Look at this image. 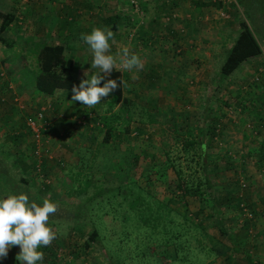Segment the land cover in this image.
I'll list each match as a JSON object with an SVG mask.
<instances>
[{"label": "rangeland", "instance_id": "374dc122", "mask_svg": "<svg viewBox=\"0 0 264 264\" xmlns=\"http://www.w3.org/2000/svg\"><path fill=\"white\" fill-rule=\"evenodd\" d=\"M228 1L225 0V2ZM254 1L258 9L260 8L264 12V0ZM19 2L20 0L15 1L16 7H18L19 11L24 10V2ZM79 2L81 7L79 4L73 7L65 6L64 11L67 9L66 13L73 14L80 8L81 17L86 18V16H89L87 11L97 7V5L91 6L87 4L86 0H80ZM170 2V0H165V4L170 5ZM222 2L223 0L214 2L215 4L217 3L218 8L210 4L206 5L203 9L206 10L205 16L207 18L212 15H214V19L219 18L223 30L226 29L228 32L227 12L231 11L232 13L231 3L223 7ZM231 2L233 1L231 0ZM247 2L250 3V0ZM126 3H129L128 0ZM0 5V7L5 6ZM193 5L196 7L201 6L197 4ZM155 6L149 4L146 10L148 11V16L150 12L154 13L152 18L158 22L155 27L148 31L151 35L148 36L143 31L139 34L140 29L134 30V27H132L134 31H127L125 36L128 35L127 39L129 41L135 40L136 42L139 34L143 41L150 43V46L154 44V41L161 39L168 49H173L169 39H163V36H165L168 29L176 36L183 35L185 31L183 21L185 19H183L184 17H177L173 20L172 16H168L167 20L165 19L166 17L163 20L160 18L161 15L166 16L170 10L166 11L164 6H161L162 9L160 11L158 9L155 10ZM220 6L222 7L220 8ZM232 6H234V2ZM105 13L108 14V12ZM95 15L98 18V15ZM238 15L241 17V14ZM244 16L255 31L256 26L250 20L249 11ZM132 19L129 23L138 27L139 22H136L137 18L134 19L135 22ZM88 23L90 22L87 20L81 22L84 25ZM166 25H169V27ZM81 26V30L86 28V26H82V28ZM235 26L234 23L230 25L232 28ZM8 30V35L3 36L6 41H0V72H3V75L0 76V86L1 83H6L4 76H7L8 80L7 74L9 71L13 74L16 72L18 74L19 72L20 76H23L20 68L26 65L27 68L33 69L36 66L35 59L25 53V50L20 51L19 49L27 38L30 39L26 41L28 44L31 41L43 39V37L40 38L39 36H24L22 30L18 29L17 24H12ZM18 34L21 37H18ZM85 38L84 36L83 39ZM44 39L48 43H54L59 38L51 37ZM73 39L69 38V40ZM86 39L84 40L85 42ZM70 43L73 45L76 42ZM76 44L79 45V41ZM94 46L97 57L95 60L91 59V62L88 61L87 67L84 65L82 67L81 65L86 60L83 53V51H86L85 47L72 56L75 68L74 72L86 80L90 79L94 71L100 69V66L108 58H110V62L115 67H118L119 57L122 56V54L109 49L103 52L100 49L102 44H100V50L96 48L97 45L94 44ZM133 47L136 50L140 48L137 45H133ZM218 49L225 53V50L221 49L220 46ZM176 54L182 56L184 52L181 53L179 51ZM144 55L143 57L147 56ZM218 55L220 57L222 54L219 53ZM12 56L15 58L13 59ZM157 56L151 53V55L147 56L148 59L146 60L140 58L139 62L136 63L135 58H133L130 62H126V65L123 64L121 66L122 70L126 73L123 72V75L125 74L124 80H127L124 95L131 100L129 105L130 121L128 125L142 128L147 132L148 137L141 135L133 140L124 137L123 143L119 144V146L115 144L116 139L113 138V143L111 144L116 145L113 147L110 146V143L102 145L99 134V143L96 150L92 149L91 152L80 151L79 153V157L81 156L82 159L78 161L75 167L79 175L75 172L72 173L71 166L65 165L64 161L61 160L58 166L63 167V171H65L63 175L67 179H64L65 182L62 181L56 188H43V192L37 189V187L41 189L44 181L38 176L39 174L36 176L35 173L38 171L36 167L26 166L23 169L21 168V164L12 162V158L6 160L0 159V218L2 219V221L0 219V222H4L3 232L0 227V254L14 250L17 242L13 244L11 240L14 238L18 241L19 238L17 239V236L23 232L25 225L27 204L32 200L40 201L38 194L42 195L41 197L46 200L42 202V215L39 223L44 224L48 229L46 235L50 242L46 246L47 264H117L122 259L121 257H123L125 262L130 264H220L219 258L212 252L208 253L206 250L210 248L209 246L206 247L208 244L207 240L210 239V241L217 243L218 241L215 239L221 237L215 225L216 218H219L221 223L228 228L237 223L240 225L241 222H245L241 215L243 211L238 207L239 202L247 204V210L250 209L252 216L253 214L254 216H262L261 209H263L264 204V159L261 156V146L259 147L258 143L262 139L263 134L261 132L262 129L257 127V121L260 118L255 113L257 104L253 96L252 98L248 97L249 101H246L247 104H250V108H243L244 112L245 110L248 113L250 112V119H242V122L239 118L242 117L241 115H245L242 112H232L227 113V115L224 113L227 118L237 122L236 126L240 125L238 126V130L230 131L229 129V134L232 136L231 143L228 141L230 136L229 138H223V142H221V137L220 144L212 142L214 140L209 141L206 138L209 148H207L208 154L205 157L207 160L210 159V162L203 168L201 164L203 154H200L201 157L195 154L194 159L188 161L185 158V152H183V139L189 136L186 135L185 130L188 129L192 132L193 136H197L198 131L196 128L200 125L199 116L202 112L200 111V107L195 105L197 101L193 104L186 97H182L183 99L181 98V100L175 97V95L178 94L179 96L183 93V88H189L187 84H184L185 87H183L182 83L186 79H193V76L185 73V70H183L182 74L178 72V77L173 78L171 83L167 85L161 83L160 85L153 86L151 85L152 82L148 83V85L144 83L141 85L140 83L142 78H150V81H152L154 74L168 72V68L162 71L161 64L158 61H154ZM165 56H172L170 49ZM216 60L218 59L214 58L210 67L211 70L208 69L207 80H209L212 73L215 74L214 72L217 69ZM235 71L236 69L232 74ZM254 75L256 74L252 76ZM9 76L16 81L17 87L21 82L27 83L25 76V81L24 79H22L23 81L18 79V81L16 75L9 74ZM177 81H180V85L176 84ZM259 83L260 81L256 85ZM249 84L250 88H247L245 92H249V95H252L255 92L254 88L257 86L251 82V79ZM190 86L194 89L192 84ZM210 86L213 88V97L211 96L209 101L215 111L221 109L224 111V108H229L225 107L220 101L215 100L216 96L221 98V94H226L225 91L229 90V88L215 87L213 82ZM28 89L32 90L30 86L22 85V88L18 89V94L23 95L26 91L29 92ZM203 89L201 92L203 91L205 95L211 94L208 86ZM5 90H8L7 87H4L3 90L0 88V103L7 96ZM26 94L30 96V93ZM205 98H209V96ZM67 99L70 100L71 98ZM108 99L109 95L105 90L98 95L95 100V103H97L94 110L96 114L102 115L100 109L104 110L106 108ZM193 99H195V95H193ZM19 101H21L20 97ZM27 102L28 109H30V101ZM170 104H174L177 109L172 110L173 108H169ZM13 106L15 107L16 103H13ZM83 106L89 108L90 101H83ZM229 106L231 107L230 110L233 111L235 107ZM108 107H110V110L117 109L115 105ZM7 109L8 106L0 105V114H5ZM25 111L30 112L31 110L28 111L26 109ZM143 111L146 113L144 114ZM192 113L195 114L192 115ZM15 114L18 115L20 112ZM262 116L264 117V114ZM1 117L0 125H5L6 122ZM25 118L26 116L22 113L21 116L14 117L11 125L17 124L23 136L26 133V135L31 137L30 129L25 123ZM150 118H155L157 122L155 120L150 121ZM237 118L239 119L237 120ZM249 120L250 129L256 126L255 130L257 131L255 134L250 132L251 139L244 140L245 142L243 143L242 139L238 136L247 134L248 128L246 129L245 124ZM225 121L226 119L223 120L222 118V122L224 123ZM117 123L114 120L111 122V125H117L119 129V125L121 124H119L120 122ZM9 125L10 123H8ZM181 144L183 145L181 146ZM15 146L20 147L22 145L18 143ZM10 148L12 149V147ZM166 151L170 160H172L171 165L168 166L166 162H162L164 161V153ZM195 151L198 152L197 149ZM20 153L23 155V152ZM216 154L220 156L217 160L214 157ZM230 154L232 155L231 158L229 157ZM15 155L16 153L14 157ZM133 155L136 157L134 158ZM31 158L33 159V157ZM172 166L181 171L182 186L180 188H175L174 186V181H176L177 177L174 178L175 174L171 168ZM119 169H123L125 173L130 174V178H132L133 173L135 176L131 181L128 180L126 184L116 190V188L111 187L115 184L113 180L109 179L111 176L105 175V173L112 174L118 172ZM204 176L209 179L212 186L211 195L208 194L204 186ZM22 177L25 180L28 177L32 178V180H28V184H25L24 181H21ZM57 177L61 176L57 174L55 178L57 179ZM62 186L63 189H61ZM195 187H198L201 191L203 190L204 194L201 199L188 193L184 196L180 195L183 188L193 193ZM119 192H122V194ZM212 198H215L213 208L211 206ZM238 199L239 201H237ZM1 206H7V208L2 210ZM166 212L171 217L170 225L163 221ZM171 224L176 225V229L180 232L177 239L182 241V249L179 254L181 259L177 260H173V250L170 245V243L175 241L174 238H170V234H172L171 228H173ZM92 230L96 231L97 240L85 248L82 244L87 233ZM5 237L9 238L10 241ZM164 245L167 248H162ZM26 248L0 257V264H15L18 257H25L27 255ZM31 259L36 264H44L42 260L36 257H32ZM238 259L241 261H238ZM241 262L246 264V259L237 256L236 263L241 264ZM248 263H250L249 260Z\"/></svg>", "mask_w": 264, "mask_h": 264}, {"label": "crops", "instance_id": "0c3cea01", "mask_svg": "<svg viewBox=\"0 0 264 264\" xmlns=\"http://www.w3.org/2000/svg\"><path fill=\"white\" fill-rule=\"evenodd\" d=\"M15 1L17 0H0V4L5 5L2 7L3 10L8 11L14 8L16 14V21L9 23V25L7 26V31L3 33V36L8 35V29L12 24H17L18 29L22 30V34L24 36L28 35V37L39 36L40 38H59L58 41L54 42L53 44L66 43L65 47L68 48H66V50L70 52L69 54L71 55V57L74 54L76 55V52H79L81 48L85 47L86 51H83V53L85 54L84 58L86 60L83 64H81L82 67H87L88 61L91 62V59L95 60V58L97 57L94 44L97 45V49H99L100 44H102L100 49L103 52L106 51V49H109L115 51L118 54H122V56L119 57L118 67H115L114 64L110 62V58H108L102 66H104L106 63H110L116 69L121 71L122 74L124 70H122L121 66L123 64L126 65L125 63L130 62L131 60H133V58H135L137 63L139 62L140 58H142V60H146L148 59L147 56L151 55V53H154L158 55L156 57V60L154 61H158L161 64L163 55L169 52V49H171H168L161 39H159L158 41H154V44L150 46V43L143 41L139 36L141 31H143L148 36L151 35L148 31L158 24V22L152 18L154 13L150 12V15H147L148 11L146 10L149 4L156 5L154 8L155 10L158 9L160 11L162 9L161 6H164L166 8V11L170 10V12L166 14V16L161 15L160 18L163 20L168 16H172L173 20L177 17H184L183 19L185 20L183 21V25L185 26V31L183 35L176 36L168 31L165 36H163V39H169L170 43H172V46L176 48L177 52H184L182 56L178 55L174 60L177 61V64H181V66H183V70H185V73L193 76V79L195 81H199V84L197 85L198 89L204 90L203 86L204 88L205 86H208L212 89V87L210 86L212 82L213 85L218 88H229V90L225 91L226 94H221V98H218L216 96L215 100L220 101V103L225 105V107L229 108H224V111L221 109L219 111L216 110L213 112L215 118H218L221 121L222 128H220V126L218 125L219 128L216 129L217 134L214 135L212 139L214 141H211L220 144L219 141L221 137V142L224 141L223 138H229V129L230 131L238 130V126L240 125L238 124V126H236V121L227 118V116H225L227 115V113L242 112L245 115H241L242 117H239L241 120L250 119V112L248 113L247 110H245L244 112L243 108H250V104H247L246 101H249L248 97L252 98L253 96V99L257 104L255 113L260 118L257 121V127L262 129L261 132L263 134L262 139L258 144L259 147L261 145H264V117L262 116V114H264V76L261 77V79L259 80L260 83L256 85V88H254V94L249 95V92H245L247 88H250L249 82L251 76L253 74L257 75L260 66H264V46L262 47L260 54L244 61L233 74H230L226 79L221 81V85L217 86L218 80L215 79V77L213 78V73L211 74L209 80H207L208 69L211 70L210 67L213 63L214 58L218 59L216 60L217 71L222 58L225 55V53L221 52L218 47L220 46L221 49L223 48V50H226V47L230 45L238 30L237 17L233 15L231 11L228 12L229 31L227 32L226 29L223 30V26L220 25L219 18L214 19V15L209 18L205 16L206 10L203 9L205 8V6L196 7L195 5H193H201V1L205 0H170V5L165 4V0H128L129 3H126L127 0H86L87 4H90L91 6L97 5L96 8H92V10L87 11L89 13V16H86V18L81 17L80 8L77 9V11H75L73 14L66 13L67 9L64 11L65 6L73 7L78 6L79 4V6L81 7L79 2L80 0H20L21 3L24 2L23 6L25 7V9H22L21 11H19L18 7H16L17 4H15ZM105 12H108V14H106ZM128 12L129 14L127 15ZM95 14L98 15V18ZM110 14L111 16L109 17ZM129 18H133L132 20L137 18L136 22H139V26L136 27V25H134V27L133 25H131L129 23L131 19L128 20ZM84 20H87L90 23L85 25L81 24V22H83ZM110 20H112L111 23H109ZM233 23L236 25L234 28L230 27V25H233ZM81 25L86 26V28L82 29L84 30L83 32L80 29ZM132 27H134V30L140 29L138 40L136 42L135 40L129 41L127 39L128 35L125 36L127 31H134ZM28 29L30 30L28 31ZM17 36L21 37L20 34H18ZM82 36H85L87 38L85 43H81L83 41L80 42L79 40V38ZM193 37H195V39H193ZM69 38L74 39L69 40ZM153 38H155V36H153ZM78 41L79 45L76 44ZM70 42L76 43H73L72 45ZM133 45H137V47L139 46L140 48L136 50L134 49ZM219 53L222 54L220 57L218 55ZM143 54L147 56L144 55L145 57H143ZM12 58L14 59L15 57L12 56ZM177 64H174V68L177 66ZM102 66H100V68ZM74 69L75 68L73 61L72 73L75 74L74 76L84 79L83 77L76 74L74 72ZM21 70H23V68H20V71ZM9 74L16 75L17 80L20 79V81H23L22 79H24V74H22L23 76H20L19 72L18 74L17 72L13 74L9 71L7 74L8 80L7 76H4V80L6 81V83H10L11 86H14V88H12L11 92H7L6 98L3 100V102L0 103V105L2 106H8L7 112L3 115L0 114L5 122H7V124L5 125H0V159L6 160L12 158V162L21 164V168L23 169L26 166L32 165L31 146L33 141L31 142V137L26 135V133H24V136L22 135V132H20L17 124L11 125V123H13L12 120L14 119V117L21 116V114L24 113L26 109L28 111H35L39 106L49 103L51 107L50 109L45 111V119L47 121V125L44 130H41V134L43 137L42 146H47L50 148L52 152V158L43 162L42 178H51L52 186L50 188H56V186H58V184H60L62 181L65 182L64 179H67V177H64L63 175L65 173V171H63V167L58 166L60 161L63 160L65 165H70V169L72 170L71 172H75L79 175V173L75 170L78 161L82 159L81 156L79 157V153L80 151L91 152L92 149L96 150L97 144L99 143L98 137L101 130L97 127H93L91 122H89L88 126H86L85 123L83 128L80 124H78L80 121V117H76L79 113L75 109V106H77V103H75V101L79 99V96L71 95L65 89H59L52 94L47 95L31 88L33 91L29 89V92L26 91V93H30V96L26 93H23V95L18 94L17 96L18 98L20 97L21 101L14 102L13 100H11V94L12 92H16V88L18 89V87L16 86V81L13 80V78H11ZM124 76L125 75L122 76L123 80ZM153 76L154 77L152 81H150V78H142L140 80L141 85H143V83L145 85H148V83L151 82V85L153 86H156L157 84L160 85L161 83L167 85L171 83V80L173 79V77H171L170 75L165 74H154ZM18 81L17 83H19ZM176 84H178V82H176ZM12 96L14 97V94ZM176 97L177 99L181 100L180 96ZM67 98L71 99L68 100ZM204 98L205 97H203V99ZM82 100L84 99L82 98ZM27 101H30V109H28ZM195 101L199 102L198 106L200 107L201 111L205 106V104L202 102L203 100L200 99ZM13 103H16L15 107L13 106ZM229 105L235 107L233 108V111L230 110L231 107ZM169 108H173L172 110L177 109L174 104H170ZM17 111L20 112V114H15L18 113ZM100 111L103 113L101 109ZM194 114L195 113H192V115ZM221 118H223V120L226 119V121L223 123ZM239 118H237V120ZM249 122L250 120L245 124L246 129L248 128V130L246 131L247 134L238 136L240 139H242L243 143L245 142L244 140L251 139L250 132H252V134H255L257 131L255 130L256 126L250 129ZM8 123H10L9 126ZM231 137L232 136H230V138L228 139L230 143L232 141ZM203 142V147L205 150L204 155H206L208 154L207 148H209V143L207 144L206 138L203 140ZM18 143H20L22 146H15ZM111 143H113V141H111ZM122 143L123 141H119L115 144L119 146V144ZM10 147H12V149ZM20 152H23V155ZM15 153L16 155L14 157ZM218 155L219 154H216L214 156L216 157L215 160L220 158V156ZM203 159L205 162L207 161V163L210 162V159L207 160L206 157ZM57 174H59L61 177H57L56 179L55 176ZM61 189H63V186L61 187ZM239 194L241 195V193ZM41 196L38 194V198L40 199V201H46ZM237 201H239V199ZM5 208H7V206ZM248 210L250 211V209ZM261 211L262 216H254L253 214L252 218L248 217L244 212H242L241 215L245 222H241L240 225H238L237 223L231 228H228L221 223L220 228L221 230L225 231V234L221 235L220 238H216L215 240L218 241V243H220L221 245L226 246L227 252L226 255L216 256L217 258H219L218 260L221 261L220 264H238L236 263L237 256H241L242 254L247 255L246 258H248L250 264H264V204ZM47 230L48 229L44 224L39 223L34 228L32 240H38L42 241L44 244H48L50 240L46 235ZM245 232L247 234L246 239L240 237ZM6 239L9 240V238ZM236 244H241L242 246V253H240L239 255L234 254V251L232 250V246ZM10 253L11 252L0 254V257L6 256ZM248 256H250V258ZM238 261L241 260L238 259ZM241 264H243V262H241Z\"/></svg>", "mask_w": 264, "mask_h": 264}, {"label": "trees", "instance_id": "16d2710c", "mask_svg": "<svg viewBox=\"0 0 264 264\" xmlns=\"http://www.w3.org/2000/svg\"><path fill=\"white\" fill-rule=\"evenodd\" d=\"M215 1L217 0H206V2L201 1V6H206L210 4L216 6L217 3L215 4L214 3ZM232 1L234 2V6H232L233 2H231V0H229L228 2H225V0H223L221 4L224 5L225 3L224 7H226V4L231 3L230 7L232 9V14L237 17L238 30L232 42L230 43V45L226 47L225 55L223 56L222 61L219 64L218 70L214 72L215 74H213V78L215 77V79L218 80L217 86L221 85V81H223L230 74H232V72L235 69H237L244 61L260 54L262 47L264 46V12L262 11V9L260 8L258 9V7L254 4L255 1L253 2V0H250V3L247 2L248 0H232ZM216 7L218 8V5ZM221 7L222 6H220V8ZM247 11H249L250 20L256 26V30H255L256 32L251 27V25H249L247 18L244 16ZM238 14H241V17ZM15 21H16V14H15L14 8H12L11 10L5 11L2 9V7H0V41L4 42L5 39L3 38V33L7 31V28H8L7 26L9 25V23H12ZM168 31L170 32L169 29ZM83 38L84 36L79 38L80 41L83 40V42L81 43H85L84 40L86 38L85 39ZM29 40L30 39L27 38L25 42L23 43V45L20 46V51L25 50V52L28 55L32 56L35 59L36 66L33 69L27 68L26 65L25 67H23V70L21 73L24 74V76L27 78V81H26L27 83L21 82V84L18 85V89L19 88L21 89L22 85H30L31 88H33L34 90L40 93H43V94H47V95L52 94L56 90L65 89L71 95L79 96V99L75 101V103H77V106H75V109L79 113L78 116L76 117L81 118V121H79L78 124H80L83 128L85 123H86V126H88L89 122H91L93 127H98L101 130L100 136H101L102 145L110 143V146L115 147L116 145L114 146L113 144H111V141L113 138H115L116 143H118L119 141H124V137H127L132 140L136 139L137 137L141 135L148 137L147 132H145V130H143L142 128L136 127V126L131 127V125H128L130 121L129 105L131 103V100L124 95V88L126 87L127 80L122 79L123 74L121 71L116 69L110 63H106L99 70L94 72L91 79L86 80V79L78 78L72 74L73 59L71 55L68 54L69 53L68 50H66L67 48L65 47L66 44L48 43L44 38L38 41H31L28 44V42L26 41H29ZM171 53H172V56L170 57L165 56L166 54H164L163 57L161 55L163 59L161 62L162 71H164L165 68L169 69L168 72L166 71L162 73L165 75H170L171 77L175 79L178 77V74H179L178 72H180V74L183 73L184 68L183 66H181V64H177V61L174 60L176 56H178V54H176L177 53L176 48L173 47V49H170V54ZM174 64L175 65L177 64L175 68H174ZM262 76H264V66L263 65L260 66V69L257 72V75L251 76V82L256 85ZM177 82H178L177 85H180V81H177ZM198 82L199 81H195L194 79H186L185 82H183L182 84H183V87H185L184 84H187L189 88L187 89L183 88V93H181L179 96L180 98L186 97L190 102H193V104L195 100L202 99L203 100L202 102L205 104L204 108L201 110L202 114L199 116L200 125L199 127L196 128V130L198 131L197 136H193L192 132L186 129L185 130V132L187 133L186 135H189V136L188 138L183 139V143H184L183 152H185L186 154L185 155L186 160L192 161V159H194L195 157V154L198 155L199 157H201L200 154H203V157L201 159L202 160L201 164H202V167L204 168V166L208 163H206L207 161L205 162L203 159L205 158L203 140L207 138L209 141H211L214 135L217 134L216 129L219 128L218 125L220 126V128H222V124L218 118H215L214 113H213L215 109L213 108L212 104L209 101V99L212 96L213 88L212 89L209 88L211 91L209 98L203 99V97H207L208 95L204 96L205 93H203L204 94L203 95L202 92L199 91L201 89H198V86H197L199 84ZM190 84L193 85L194 89L191 88ZM6 85H7L6 83L4 84L1 83V86H0L1 90H3L4 87H7ZM18 89L16 88V92H12L11 100H12L13 94L18 95L19 93ZM104 90L109 95V99L107 100V103H106L107 109L105 108L104 110H102L103 111L102 115L96 114V111H94L95 105H97V103H95V100L97 99L98 95L102 93ZM11 91L12 90L10 91L5 90L6 93L11 92ZM193 95H195L196 99H193ZM176 96H178V94L175 95V97ZM82 98L84 100H82ZM83 101H90L89 108H86L85 106H83ZM198 103L199 102H197V104L195 105L198 106L199 105ZM114 105L117 107V109L110 110V107L108 106H114ZM145 110L147 111V109ZM144 111L143 113L145 114L146 112ZM32 112L33 110L30 112L24 111L23 114L25 116H31ZM119 119L121 120L118 121ZM114 120H116L118 123L120 122L119 124L121 125H119L120 126L119 129L117 125L116 126L111 125V122H113ZM154 120L156 121L155 118H150V121H154ZM33 144L34 143H32V146H31V155L33 152ZM182 145L183 144H181V146ZM45 148H47V150L50 151L49 147H45ZM195 149H197L198 152H196ZM260 152L262 154L261 156L263 157L264 145H261ZM144 153L147 154L146 152ZM133 157L135 158L136 156L133 155ZM229 157L231 158L232 155L230 154ZM45 160H50V159H47L45 156H41L39 167L35 165L37 162L35 157H33L31 161L32 163L31 167L33 168L36 167L38 170L35 173L36 176L39 174L38 176L41 178L43 176V173H42L43 172V162ZM162 162H166L167 166L171 165L172 163V160H170V157L167 151L164 153V161ZM171 168L173 169L174 174H175L174 178L177 177L176 181H174L175 183L174 186L175 188H180L182 186L181 177H180L181 171L175 168V166H172ZM126 174L127 173H125L123 169L122 170L119 169L118 172H114L112 174L105 173V175L111 176L109 179L113 180V182L115 183L111 187L116 188V190L120 189V187L126 184L128 180L131 181V179L134 178L135 176L133 173L132 178H130V174H127V175ZM203 178H204V181H203L204 186L208 194L211 195L212 186L209 182V179L206 176H204ZM42 179L44 183H42L41 189L37 187V189L40 190L41 192H43V188H47V189L50 188V185L52 183V180L49 177L42 178ZM28 180H32V178L28 177L25 180V178L22 177L21 181H24L25 184H28ZM239 185L238 187L240 188ZM194 189L195 191L191 193L187 189L183 188L180 195L184 196L185 194L188 193L190 195L196 196L198 199H201L204 194L202 192L203 190L201 191L198 187H195ZM75 191H78V190H75ZM119 193L122 194V192H119ZM124 198H125V195H124ZM212 199L213 201H211V206L213 208L215 198H212ZM238 207H240L239 203H238ZM244 207L247 209L248 207L247 204H245ZM4 208L5 207H2V210ZM239 209L241 210V207ZM247 211L250 212L249 210ZM41 215H42V202L33 201V200L29 201V203L27 204V209H26L25 225H24L23 232L19 236H17V239L19 238L18 241L14 238L11 240V243L13 244H16L17 242V244L14 246V250L11 251V253L15 251H21L27 247L26 248L27 255L25 257H18L15 264H36V262H34L31 259L32 257L34 258L36 257L42 260L44 264L48 263L47 254H46L47 244H44L42 241L32 240V234H33L34 228L39 224ZM170 219L171 217L168 215V212H166L165 218L163 221H165L166 223H169L170 225L171 223ZM171 225L173 226V228H171L172 234H170V238H174L175 241L173 243H170V245L173 250V260L174 259L177 260V259H181L179 254L182 249V241L177 239L179 237L180 232L179 230L176 229V225L174 224H171ZM215 225H216V228L219 234L224 235L225 231L221 230L220 228L221 221L219 218H216ZM0 227L3 232L4 222H0ZM246 236L247 234L245 232L240 237H243L244 239H246ZM96 240H97V233L95 230H92L89 233H87L84 243L82 245L85 248H87L91 245V243L96 242ZM207 241H208L207 242L208 244L206 245V247L208 246L210 247L209 249H206L208 253L212 252L215 256L226 255V252H227L226 246L221 245L218 242L217 243L212 242L210 241V239ZM165 247L166 245H164L162 248L165 249ZM241 247H242L241 244L233 245L232 250L234 251V254L239 255L240 253H242ZM238 257L242 259L245 258L246 264H250L248 263V259L246 258L247 255L242 254L241 256H238ZM248 257L250 258V256ZM121 258L122 259H120V261L117 264H130L128 262H125L123 260V257Z\"/></svg>", "mask_w": 264, "mask_h": 264}, {"label": "built area", "instance_id": "2783aa9c", "mask_svg": "<svg viewBox=\"0 0 264 264\" xmlns=\"http://www.w3.org/2000/svg\"><path fill=\"white\" fill-rule=\"evenodd\" d=\"M166 20L168 19V17L165 18ZM3 75V72H0V76ZM14 86L10 83H7V89L10 91L12 90ZM12 100L14 102H19V98L16 94H14V97L12 96ZM50 104L46 103L44 105L39 106L35 111L32 112L31 116H26L25 118V123L26 125L29 127L30 129V133H31V140L34 143V148H33V152L32 155L33 157L36 158L37 162H36V166H40V159L41 156H45L47 159H51L52 158V152L51 150L48 151L47 146H42V141H43V137L41 134V130H44L46 125H47V121L45 119V111L50 109ZM79 120L81 121V118H79ZM241 186H243V184H241ZM244 203L243 202H239V206L241 207V210L248 216L251 217L252 214L250 212L247 211V209L244 207Z\"/></svg>", "mask_w": 264, "mask_h": 264}]
</instances>
